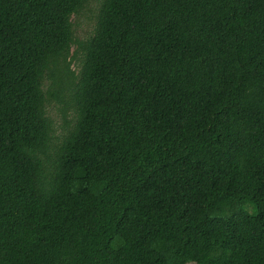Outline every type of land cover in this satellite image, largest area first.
I'll return each mask as SVG.
<instances>
[{"label":"trees","instance_id":"16d2710c","mask_svg":"<svg viewBox=\"0 0 264 264\" xmlns=\"http://www.w3.org/2000/svg\"><path fill=\"white\" fill-rule=\"evenodd\" d=\"M87 2L0 0V264H264V0Z\"/></svg>","mask_w":264,"mask_h":264},{"label":"rangeland","instance_id":"374dc122","mask_svg":"<svg viewBox=\"0 0 264 264\" xmlns=\"http://www.w3.org/2000/svg\"><path fill=\"white\" fill-rule=\"evenodd\" d=\"M100 0H88L84 7L77 14L72 15V25L74 31V40L81 41L86 39L92 34L95 24V15L97 12V6ZM73 48V47H72ZM72 68L77 69L76 61L73 63ZM58 104L51 101L48 104V111L55 121V126L58 129L59 116L57 113Z\"/></svg>","mask_w":264,"mask_h":264}]
</instances>
